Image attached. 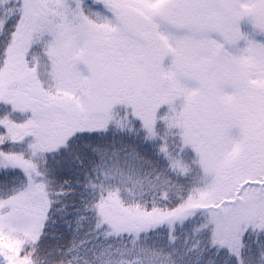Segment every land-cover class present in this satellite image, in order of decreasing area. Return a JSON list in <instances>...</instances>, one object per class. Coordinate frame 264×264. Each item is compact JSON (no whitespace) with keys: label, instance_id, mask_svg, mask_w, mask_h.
I'll return each instance as SVG.
<instances>
[{"label":"snow or ice","instance_id":"obj_1","mask_svg":"<svg viewBox=\"0 0 264 264\" xmlns=\"http://www.w3.org/2000/svg\"><path fill=\"white\" fill-rule=\"evenodd\" d=\"M0 264H264V0H0Z\"/></svg>","mask_w":264,"mask_h":264}]
</instances>
